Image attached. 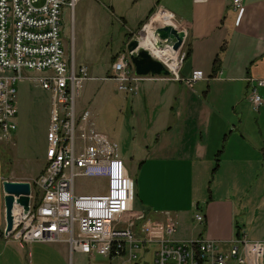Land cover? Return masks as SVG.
Masks as SVG:
<instances>
[{"label":"crops","instance_id":"crops-1","mask_svg":"<svg viewBox=\"0 0 264 264\" xmlns=\"http://www.w3.org/2000/svg\"><path fill=\"white\" fill-rule=\"evenodd\" d=\"M159 8L154 21L168 24L170 12L182 22V50L189 55L178 80L143 77L137 94L124 98L134 136L127 140L125 130L118 132V154L136 169L132 208L144 213L145 229L176 221L173 240L178 243L200 237L227 246L237 225L240 234L261 241L250 236L264 233V104L254 109L247 94L254 86L264 101V0H243L240 14L228 0H127L118 7L120 21L134 37L149 12ZM215 59L218 71L213 74ZM193 71H202L204 78L188 84ZM1 145L0 264H70L64 244L26 245L1 238L2 182L28 181L3 175L12 152ZM205 184L208 195L202 199ZM197 212L202 223L194 218ZM155 249L142 253L153 257Z\"/></svg>","mask_w":264,"mask_h":264},{"label":"built area","instance_id":"built-area-1","mask_svg":"<svg viewBox=\"0 0 264 264\" xmlns=\"http://www.w3.org/2000/svg\"><path fill=\"white\" fill-rule=\"evenodd\" d=\"M76 1L0 0V141L9 143L17 130L15 86L23 79L24 71L41 74L34 81L51 97L44 170L29 182L28 210L24 212L23 206L13 204L12 229L6 231L5 225L1 238L26 245L64 244L71 262L75 254L112 258L127 253L131 263L138 250L144 252L155 246L152 264H259L264 254L263 242L249 240L242 233L227 246L200 237L178 243L173 240L176 221L168 219L162 227L142 228L141 237L136 238L134 228L144 213L132 208L133 180L119 158L118 146L95 129L89 111L76 112V98L89 79L88 70L69 65L60 39L62 9H72ZM228 1L231 9L240 14L243 0ZM168 13L171 22L163 25L183 32L184 37L178 50L168 46L175 66L161 63L169 76L178 80L185 59L182 48L186 30L181 21ZM152 25L149 20L142 31ZM111 73L110 79L119 91L137 94L143 77L135 75L127 49L115 55ZM203 78L202 71H193L185 81L193 84ZM247 100L254 109L264 104L254 86L250 87ZM77 179L99 181L104 188L95 194L78 191ZM194 218L203 222L200 212Z\"/></svg>","mask_w":264,"mask_h":264},{"label":"rangeland","instance_id":"rangeland-1","mask_svg":"<svg viewBox=\"0 0 264 264\" xmlns=\"http://www.w3.org/2000/svg\"><path fill=\"white\" fill-rule=\"evenodd\" d=\"M126 2L127 0H77L72 9L64 6L60 16V39L67 62L69 65L74 64L76 68L83 66L88 70L89 79L83 83L76 98V112L89 111L95 129L116 142L118 148V132L120 135V131L125 130L122 133L127 140L134 135L128 128L130 124L127 118L128 110L122 106L124 98L128 100L130 98L119 91L116 82L110 79L111 62L117 53L126 50L130 36L131 39L139 36L141 37L138 40L143 38L145 32L142 31L143 27L161 9L153 12L133 37L120 21L122 16L118 7H122ZM162 5H165L164 2ZM154 49L153 51H156ZM151 54L155 55V58L159 56L158 52ZM38 75L41 74L32 71L22 73L23 79L15 86L17 130L9 143H0L3 144L2 148L12 152L9 153L12 156L4 168L3 175L9 174V178L24 179L28 180L27 182H32L43 169L50 116V93L35 83ZM125 165L129 177L135 181L136 169L130 163ZM210 179L209 177L208 181ZM205 185L199 192L202 199L208 195L206 189L208 185ZM76 186L78 191L89 194L99 193L104 188L101 182L90 179H77ZM199 202L202 204L203 201ZM254 203L256 205L258 202ZM244 205L243 209L247 211V203ZM255 209L258 211L257 207ZM142 228H146L144 222L142 220L136 222L134 233L137 239L141 237ZM250 237L263 241L264 249V233L251 234ZM136 253L137 257L131 263L142 264L145 261L152 264L151 254L144 256L142 250ZM74 259L75 264H121L128 256L127 253L123 257L113 258L75 255ZM259 264H264V254Z\"/></svg>","mask_w":264,"mask_h":264},{"label":"water","instance_id":"water-1","mask_svg":"<svg viewBox=\"0 0 264 264\" xmlns=\"http://www.w3.org/2000/svg\"><path fill=\"white\" fill-rule=\"evenodd\" d=\"M153 36L158 40V47L169 46L176 51L182 44L184 34L170 25H163L155 27ZM126 49L135 75L139 77H168L170 75V72L160 61L155 59L148 50L139 46L136 38L127 43ZM2 187L5 194V228L6 231H10L13 226V204L23 206L24 212L28 210L31 185L29 182L3 181Z\"/></svg>","mask_w":264,"mask_h":264},{"label":"bare ground","instance_id":"bare-ground-1","mask_svg":"<svg viewBox=\"0 0 264 264\" xmlns=\"http://www.w3.org/2000/svg\"><path fill=\"white\" fill-rule=\"evenodd\" d=\"M155 19L152 18L150 19V23L151 24H154L152 26H148L145 28V32H144V36L141 40H138V43H139V46L144 48V49H147L150 53H157V50L159 51V56L157 58H155L152 54V56L157 59L158 61H163L164 63L168 64V66L170 68H173L175 66V63L173 62L174 61V54L171 52L170 48L168 46H163V47H158L157 46V43H158V40L157 38H155L153 36V31L155 29V26H162L163 24H166L162 21H154ZM150 34L152 35L150 37ZM153 37V38H152ZM183 41V40H182ZM156 49V51H153V49ZM154 49V50H155ZM170 59H171V62H170Z\"/></svg>","mask_w":264,"mask_h":264},{"label":"trees","instance_id":"trees-1","mask_svg":"<svg viewBox=\"0 0 264 264\" xmlns=\"http://www.w3.org/2000/svg\"><path fill=\"white\" fill-rule=\"evenodd\" d=\"M154 12V10H151L150 12H149V15H148V17L146 18V20H148V18L152 15V13ZM131 38H132V36H130L129 38H128V42L131 40ZM188 55H189V50L186 52V54H185V57H188ZM115 59V58H114ZM114 59H112V62L114 61ZM217 71H218V59H215V61H214V67H213V71H212V73L213 74H215V73H217ZM236 227V232H235V237H238L239 235H240V227L237 225V226H235Z\"/></svg>","mask_w":264,"mask_h":264}]
</instances>
